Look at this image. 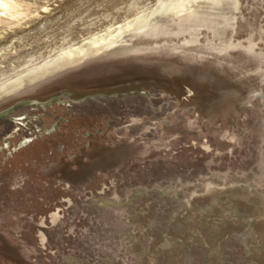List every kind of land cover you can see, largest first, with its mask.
<instances>
[{
  "label": "rangeland",
  "instance_id": "rangeland-1",
  "mask_svg": "<svg viewBox=\"0 0 264 264\" xmlns=\"http://www.w3.org/2000/svg\"><path fill=\"white\" fill-rule=\"evenodd\" d=\"M12 1L0 111L141 79L209 95L16 108L0 264H264V0Z\"/></svg>",
  "mask_w": 264,
  "mask_h": 264
},
{
  "label": "water",
  "instance_id": "water-1",
  "mask_svg": "<svg viewBox=\"0 0 264 264\" xmlns=\"http://www.w3.org/2000/svg\"><path fill=\"white\" fill-rule=\"evenodd\" d=\"M148 88H157L170 95L184 100L202 99L209 95L208 91L195 87L164 81L160 79H141L105 86L101 88L87 89L82 91L62 92L50 97L41 99H26L19 101L0 111V122L9 116L16 108L35 107L44 108L47 105L55 103L62 98H71L77 103H81L91 98H103L126 95L131 93H140Z\"/></svg>",
  "mask_w": 264,
  "mask_h": 264
},
{
  "label": "bare ground",
  "instance_id": "bare-ground-1",
  "mask_svg": "<svg viewBox=\"0 0 264 264\" xmlns=\"http://www.w3.org/2000/svg\"><path fill=\"white\" fill-rule=\"evenodd\" d=\"M17 5L18 4L14 3L12 0H0V18L1 16H5L17 19L18 15H21Z\"/></svg>",
  "mask_w": 264,
  "mask_h": 264
},
{
  "label": "flooded vegetation",
  "instance_id": "flooded-vegetation-1",
  "mask_svg": "<svg viewBox=\"0 0 264 264\" xmlns=\"http://www.w3.org/2000/svg\"><path fill=\"white\" fill-rule=\"evenodd\" d=\"M19 121H21V119H19L18 122H17L18 124H21Z\"/></svg>",
  "mask_w": 264,
  "mask_h": 264
}]
</instances>
